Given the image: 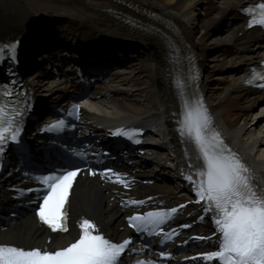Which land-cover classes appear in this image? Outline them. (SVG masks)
Listing matches in <instances>:
<instances>
[{
    "label": "bare ground",
    "instance_id": "6f19581e",
    "mask_svg": "<svg viewBox=\"0 0 264 264\" xmlns=\"http://www.w3.org/2000/svg\"><path fill=\"white\" fill-rule=\"evenodd\" d=\"M254 1L0 0V36L24 33L28 25L48 18L56 27L53 39L72 41L77 46L84 41L88 45L103 40L105 46L114 42L144 48L146 53L139 54L135 62L125 65L115 82L94 93L96 103L89 107L86 115L107 127L139 122L154 128L159 137L166 140L163 146L172 151L173 164L179 172L190 171V164L201 165L196 159L194 145L181 137L178 130L183 97L179 96L178 89L181 88L177 82L183 84V79L178 71L175 72L173 64L177 61L179 49L186 47L203 70L202 84L217 129L251 165L258 182L264 187V160L257 159L254 154L260 145L246 128L253 121L249 110L262 98L240 90L243 73L250 63L249 46L259 56L260 45L255 32L243 30L236 10ZM136 4L158 14L159 20L154 28L143 26L144 29H139L126 24V18L120 12L139 18L134 12L133 5ZM224 22L230 25L220 30ZM199 23L204 25L205 35L200 44L195 45L190 40ZM240 52H245L243 60L239 58ZM28 54L27 61L31 66L36 57ZM45 83L48 82L45 80ZM31 87L35 95L57 90L44 84L41 77H35ZM165 166L164 163L167 169ZM74 189L73 218L88 216L112 232L124 226L121 211L112 201V192L109 196L108 190L94 180L81 181ZM72 238L73 233L51 235L37 226L34 218H27L0 234V242L28 247H59Z\"/></svg>",
    "mask_w": 264,
    "mask_h": 264
},
{
    "label": "snow or ice",
    "instance_id": "6c2138e0",
    "mask_svg": "<svg viewBox=\"0 0 264 264\" xmlns=\"http://www.w3.org/2000/svg\"><path fill=\"white\" fill-rule=\"evenodd\" d=\"M241 10L250 16L249 27H264V3ZM18 44V41L0 43V62L5 59L15 62ZM247 83H255L264 88V73H257L253 69V75ZM16 84V80L0 84V154H3L10 142L19 143L21 118L29 107L27 95L17 92ZM177 85L183 88L180 81ZM78 112L79 109L74 108L69 115ZM180 115V135L194 145L196 159L202 161L200 166L189 165L195 171L186 175L185 179L192 185L197 197L196 203L203 202L204 213L213 214L214 236L218 241L216 250L202 253L200 258L214 264H264V189L256 185L252 169L213 127L212 117L202 98L184 99ZM65 126V120L59 119L48 125L45 131H59ZM139 134L141 133L137 129H117L112 133L128 139ZM80 171L78 167L62 169L35 178L43 186L36 214L54 233L69 231L66 205ZM90 174L95 176L97 173L92 171ZM110 174L116 177L113 182L129 187V183L119 173L111 169L101 173L104 178H110ZM23 191L21 190V194ZM130 203L142 205L145 202L132 200ZM177 211V208H172L133 215L129 217V226L148 235L163 234L165 239L170 240L172 235L164 233L162 226ZM194 239L205 240L212 237L197 236ZM132 243L130 238L114 241L106 237L91 219L83 218L79 222L78 238L58 249L0 244V264H123L122 256L126 251H132ZM161 256L164 257L165 254L162 252ZM137 264L151 262L138 260Z\"/></svg>",
    "mask_w": 264,
    "mask_h": 264
},
{
    "label": "rangeland",
    "instance_id": "374dc122",
    "mask_svg": "<svg viewBox=\"0 0 264 264\" xmlns=\"http://www.w3.org/2000/svg\"><path fill=\"white\" fill-rule=\"evenodd\" d=\"M201 12H203V11H201ZM201 12L199 13L200 15L202 14ZM218 42H220V41L218 40ZM109 112H112V110H109ZM261 152H262V155H261L262 160H264V149L261 150Z\"/></svg>",
    "mask_w": 264,
    "mask_h": 264
}]
</instances>
